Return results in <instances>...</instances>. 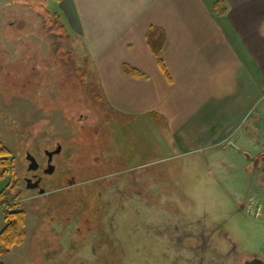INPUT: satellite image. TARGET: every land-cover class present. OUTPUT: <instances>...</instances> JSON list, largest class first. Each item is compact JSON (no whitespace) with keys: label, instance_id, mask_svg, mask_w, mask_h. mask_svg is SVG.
Segmentation results:
<instances>
[{"label":"rangeland","instance_id":"374dc122","mask_svg":"<svg viewBox=\"0 0 264 264\" xmlns=\"http://www.w3.org/2000/svg\"><path fill=\"white\" fill-rule=\"evenodd\" d=\"M54 41L24 0H0V146L15 161L12 195L26 212L25 241L3 264L264 260V187L252 163L230 146L183 153L161 120L114 112L79 41L64 44L70 60ZM57 142L65 152L41 183L49 194L36 196L22 180L25 154ZM72 176L78 185L64 188ZM10 181L0 179V194Z\"/></svg>","mask_w":264,"mask_h":264},{"label":"crops","instance_id":"0c3cea01","mask_svg":"<svg viewBox=\"0 0 264 264\" xmlns=\"http://www.w3.org/2000/svg\"><path fill=\"white\" fill-rule=\"evenodd\" d=\"M215 1L61 0L56 7L114 112L161 120L183 153L213 150L211 157L234 147L264 187V0H226L221 17L211 10ZM152 27L165 34L167 74L148 45Z\"/></svg>","mask_w":264,"mask_h":264},{"label":"trees","instance_id":"16d2710c","mask_svg":"<svg viewBox=\"0 0 264 264\" xmlns=\"http://www.w3.org/2000/svg\"><path fill=\"white\" fill-rule=\"evenodd\" d=\"M59 3L61 0H53ZM26 8L35 13L41 20L42 27L55 38L53 48L59 58L68 57L63 53L64 44L72 37L58 11L52 12L48 9V0H24ZM211 10L216 16H225L228 12L226 0H216L211 6ZM159 32V33H157ZM148 45L154 54L158 65L167 74L162 60V50L165 45L164 31L157 27H152L147 32ZM70 60V58L68 57ZM124 71L134 77H140L138 71L124 66ZM10 151L6 147L0 146V179L6 175L12 176L14 169L13 160L9 159ZM10 192V184L6 187ZM6 191L0 194V205L6 204ZM4 221L5 226L0 231V264L2 256L9 254L14 247L22 245L26 238V212L18 208L17 205L7 204L5 206Z\"/></svg>","mask_w":264,"mask_h":264},{"label":"flooded vegetation","instance_id":"af4514ba","mask_svg":"<svg viewBox=\"0 0 264 264\" xmlns=\"http://www.w3.org/2000/svg\"><path fill=\"white\" fill-rule=\"evenodd\" d=\"M34 143V142H33ZM43 154L35 155L32 152H28L25 154V173L22 177V180L25 183V186L30 190H36V196H44L49 194L46 189L41 187V183L44 181L46 177H52L57 172V165L55 163V159L57 157L63 156L62 154L65 152V148L60 142H57L55 146L52 148H45L43 149ZM108 157V155H107ZM13 160L14 169L12 171L11 181H10V192L6 188V198L5 200L8 201L6 204H2V206H6L7 204L17 205L19 209H21L22 202L19 199L18 195H12V193L19 187L20 179L17 175V168L15 165V161ZM109 177V175H103L97 178L95 181L103 180ZM65 186L64 188L70 189L75 188L78 185V182L74 176L65 179ZM8 184V185H9ZM3 193V192H2ZM102 192H98V196L101 198ZM106 204V203H105ZM108 205V203L106 204ZM23 210V209H21ZM256 256H252L251 258L245 260L242 264H245L247 261H251ZM260 258L259 256H257ZM263 260V259H262Z\"/></svg>","mask_w":264,"mask_h":264},{"label":"water","instance_id":"95a60500","mask_svg":"<svg viewBox=\"0 0 264 264\" xmlns=\"http://www.w3.org/2000/svg\"><path fill=\"white\" fill-rule=\"evenodd\" d=\"M245 264H264V260L256 256L253 260L247 261Z\"/></svg>","mask_w":264,"mask_h":264},{"label":"built area","instance_id":"2783aa9c","mask_svg":"<svg viewBox=\"0 0 264 264\" xmlns=\"http://www.w3.org/2000/svg\"><path fill=\"white\" fill-rule=\"evenodd\" d=\"M262 164H264V156L262 157Z\"/></svg>","mask_w":264,"mask_h":264}]
</instances>
